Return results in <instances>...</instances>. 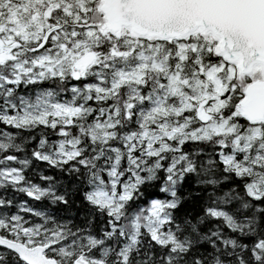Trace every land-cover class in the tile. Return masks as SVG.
<instances>
[{
  "label": "snow or ice",
  "instance_id": "snow-or-ice-1",
  "mask_svg": "<svg viewBox=\"0 0 264 264\" xmlns=\"http://www.w3.org/2000/svg\"><path fill=\"white\" fill-rule=\"evenodd\" d=\"M0 264H264V0H0Z\"/></svg>",
  "mask_w": 264,
  "mask_h": 264
}]
</instances>
